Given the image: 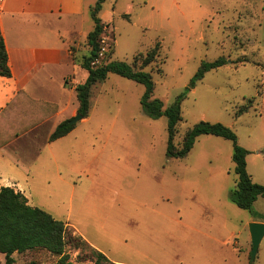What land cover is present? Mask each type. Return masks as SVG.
I'll return each instance as SVG.
<instances>
[{
	"label": "rangeland",
	"instance_id": "obj_1",
	"mask_svg": "<svg viewBox=\"0 0 264 264\" xmlns=\"http://www.w3.org/2000/svg\"><path fill=\"white\" fill-rule=\"evenodd\" d=\"M87 1L83 30L90 32L96 0ZM100 16L110 23L102 32L108 50L97 65L132 63L161 43L159 57L144 70L165 106L184 95L176 146L201 120L221 122L249 150L248 171L264 184V0H106ZM75 47L76 76L84 82L82 62L91 46L85 36ZM219 57L227 62L193 86L202 63ZM144 92V84L116 73L92 87L88 118L61 138V184L45 187L41 160L30 163L12 149L27 174L29 203L119 264H251L249 225L264 223V197L252 210L232 201L233 142L202 134L188 155L168 158V117L143 112ZM250 98L252 106L237 116ZM67 251L70 260L93 264L78 250ZM31 255L16 252L12 264H60L53 253ZM0 264H6L1 251ZM252 264H264V237Z\"/></svg>",
	"mask_w": 264,
	"mask_h": 264
},
{
	"label": "crops",
	"instance_id": "obj_2",
	"mask_svg": "<svg viewBox=\"0 0 264 264\" xmlns=\"http://www.w3.org/2000/svg\"><path fill=\"white\" fill-rule=\"evenodd\" d=\"M88 2L0 1V25L11 69V76L0 75V188L10 185L28 200L27 174L12 149L30 163L41 160L45 187L52 181L61 184L62 137H50L59 123L78 113L76 86L82 82L76 76L79 49L75 46L89 34L88 28L83 30ZM19 129L22 132L12 136ZM36 250L51 253L34 249L21 254L33 257Z\"/></svg>",
	"mask_w": 264,
	"mask_h": 264
},
{
	"label": "trees",
	"instance_id": "obj_3",
	"mask_svg": "<svg viewBox=\"0 0 264 264\" xmlns=\"http://www.w3.org/2000/svg\"><path fill=\"white\" fill-rule=\"evenodd\" d=\"M106 0H96L91 9L95 26L88 34L90 53L84 55L82 66L89 72L87 79L76 86L78 112L87 117L91 109L92 87L105 80L110 73H116L137 83L145 85V92L141 98L143 112L151 118L168 117L169 140L167 146L168 158H183L194 147L197 138L202 134H213L233 142L235 172L237 181L231 193L232 201L240 208L252 210L259 197H264V184L254 181L247 168V155L249 150L238 143L237 133L229 126L221 122L201 120L190 128L184 137L181 147H177L174 140L177 133V125L182 120V101L184 95L179 96L173 103L165 106L162 99L154 97L155 84L150 72L144 70L155 62L160 55L161 43L156 44L147 51L146 55L137 54L132 63L127 61H109L103 65H92L100 52L99 38L104 27L100 12ZM142 59L138 65V60ZM227 60L219 57L215 61L202 63L192 79L193 86L202 80L206 72L225 64ZM0 75L11 76L9 56L5 39L0 25ZM254 102L253 98L247 104L242 105L237 116L247 112ZM74 117V116H73ZM73 117L59 123L51 134L50 140H56L71 132L75 124L71 122ZM21 129V128H20ZM17 130L12 136H18L22 131ZM23 130V129H22ZM0 144H2L0 142ZM68 247L79 251L78 257L90 259L93 264H119L112 261L105 253L91 245L81 234L75 231L71 225L55 218L51 213L39 206L31 205L27 196L12 186L0 188V251L6 255V264L14 262V252L23 253L28 250L46 249L56 254L60 264H78L70 260ZM29 264H39L36 260ZM252 264V263H251Z\"/></svg>",
	"mask_w": 264,
	"mask_h": 264
},
{
	"label": "water",
	"instance_id": "obj_4",
	"mask_svg": "<svg viewBox=\"0 0 264 264\" xmlns=\"http://www.w3.org/2000/svg\"><path fill=\"white\" fill-rule=\"evenodd\" d=\"M82 118L83 115L78 112L77 115L73 117L71 122L75 123L76 121ZM249 230L252 239L251 262L254 263L259 251L260 243L264 237V223L259 221L251 222L249 225Z\"/></svg>",
	"mask_w": 264,
	"mask_h": 264
},
{
	"label": "built area",
	"instance_id": "obj_5",
	"mask_svg": "<svg viewBox=\"0 0 264 264\" xmlns=\"http://www.w3.org/2000/svg\"><path fill=\"white\" fill-rule=\"evenodd\" d=\"M1 1V0H0ZM106 28V26L104 27V29ZM99 43H100V52H99V56L92 61V65L96 66L98 64V61L100 59V56H104V54L107 52L108 50V42H107V37L103 36L101 34L100 38H99ZM110 47V45H109Z\"/></svg>",
	"mask_w": 264,
	"mask_h": 264
}]
</instances>
